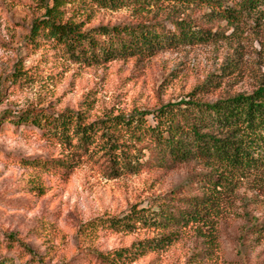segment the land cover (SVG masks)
<instances>
[{"label":"rangeland","instance_id":"374dc122","mask_svg":"<svg viewBox=\"0 0 264 264\" xmlns=\"http://www.w3.org/2000/svg\"><path fill=\"white\" fill-rule=\"evenodd\" d=\"M61 9L84 30L160 24L172 36L175 23L185 20L201 38L152 56L89 65L52 41L30 42L43 0H0V264H105L100 254L159 240V247L120 264H264V161L234 174L194 223L119 230L111 222L131 216L134 207L193 212V199L204 197L206 179L217 172L200 161L170 165L149 137L136 142L121 131L119 142L135 164L125 168L100 151L109 149L110 130H99L105 137H95L94 152L84 155L75 141L62 143L47 128L18 121L69 112L104 128L112 117L154 111L191 93L205 103L251 95L264 86L260 23L245 18L231 25L207 9L156 0L119 10L68 0ZM18 69L22 79L12 84ZM146 120L155 125L151 115Z\"/></svg>","mask_w":264,"mask_h":264},{"label":"trees","instance_id":"16d2710c","mask_svg":"<svg viewBox=\"0 0 264 264\" xmlns=\"http://www.w3.org/2000/svg\"><path fill=\"white\" fill-rule=\"evenodd\" d=\"M99 8L119 10L127 6L143 8L150 6L153 0H92ZM178 6L196 7L211 11L222 21L233 25L245 18L260 23L264 29V0H156ZM45 13L34 22L30 42L38 44L42 40L52 41L61 47L74 61L89 65L127 59L135 56H152L157 51L166 49L173 43H183L201 38L200 31L189 26L185 20L177 21L172 36L160 30V24L138 26L99 27L84 30L82 23L63 17L61 9L68 0H43ZM51 4V5H50ZM204 34V32H203ZM22 69L12 74V84L21 78ZM2 95V92H0ZM188 95V100L170 102L154 111L136 112L133 116H116L108 119L104 128H94L85 124L80 114L73 117L65 112L60 117L22 116L19 122L31 124L40 130L47 128V135L59 138L62 143L73 144L78 154H90L96 143L95 137H105L101 129L110 130L112 137L107 138L109 149L101 148L110 161L124 163L125 168L135 164L120 143L118 134L129 132L136 142L145 138L163 152V159L170 165L200 161L206 167L217 172V178L208 177L205 182V195L194 198L191 203L193 212L187 214L165 211L163 205L153 206L148 210L137 211L134 207L129 217L113 220L111 226L119 230L130 231L140 227L176 226L182 221L196 222L199 215H205L214 207L219 192L234 174L252 170L263 162L264 158V86L251 95L238 94L234 97L205 103ZM152 116L155 125L147 123V116ZM172 239L169 236V240ZM163 240L155 244L139 243L114 253L100 254L105 264H120L135 261L144 251L159 247ZM168 243V242H164ZM150 251V250H148Z\"/></svg>","mask_w":264,"mask_h":264}]
</instances>
